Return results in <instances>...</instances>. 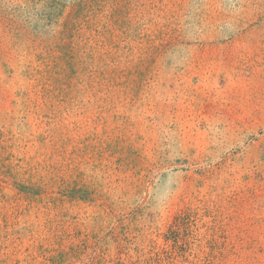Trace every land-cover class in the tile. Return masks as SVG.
<instances>
[{"label": "rangeland", "instance_id": "374dc122", "mask_svg": "<svg viewBox=\"0 0 264 264\" xmlns=\"http://www.w3.org/2000/svg\"><path fill=\"white\" fill-rule=\"evenodd\" d=\"M0 264H264V0H0Z\"/></svg>", "mask_w": 264, "mask_h": 264}]
</instances>
